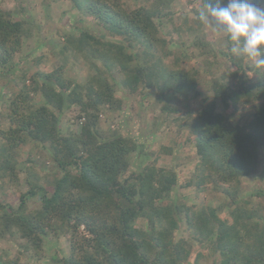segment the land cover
<instances>
[{
	"label": "trees",
	"instance_id": "obj_1",
	"mask_svg": "<svg viewBox=\"0 0 264 264\" xmlns=\"http://www.w3.org/2000/svg\"><path fill=\"white\" fill-rule=\"evenodd\" d=\"M68 1L80 28L62 38V51L91 71L82 83L65 79L63 63L52 71L38 67L24 79L17 59L31 36V21L17 20L15 12L0 6V78L22 73L14 80L17 92H4L0 103V179L17 180L20 149L30 142L42 148L58 172L50 188L32 185L20 194L16 209L0 204L1 236L17 233L21 250L33 258L42 256L49 236H68L69 255L56 253L51 264H186L195 245L174 240L183 222L193 243L219 254L217 264H264V191L258 186L246 195L241 187L264 163V66L232 54L228 39L226 51L217 49L196 19L204 0L192 7V19L184 15L179 22L172 11L177 0L131 6L123 0ZM253 3L264 6V0ZM83 21L91 27H83ZM165 25L170 28L164 34ZM190 59L197 64L188 66ZM44 60L32 61L38 66ZM204 71L210 79L202 76ZM205 83L212 98L201 95ZM118 84L129 96H138L139 104L152 92L159 100L167 93L199 100L195 115L187 114L198 161L181 187L194 185L200 195L208 185L213 200L219 193V205L197 208L167 200L177 175L155 162L161 152L171 153L170 145H160L154 161L145 163L154 151L143 154L134 138L101 132L100 116L122 109ZM71 108L77 109L81 125L77 133L63 134L60 115ZM244 108L251 113L240 123L235 116ZM172 138L176 143L178 134ZM136 157L145 164L132 169ZM39 192L40 206L27 211V199ZM0 264H20V259Z\"/></svg>",
	"mask_w": 264,
	"mask_h": 264
},
{
	"label": "rangeland",
	"instance_id": "obj_2",
	"mask_svg": "<svg viewBox=\"0 0 264 264\" xmlns=\"http://www.w3.org/2000/svg\"><path fill=\"white\" fill-rule=\"evenodd\" d=\"M127 5L143 4V0H123ZM177 0L172 4V11L175 13V20L179 22L185 15L189 19L193 17L192 7L197 8L199 6L198 0ZM0 6L12 10L15 12V18L17 20L24 19L31 21L28 23L31 27V36H29L24 44L22 52L17 60H20V66L24 68V79H28L37 68H41L44 71H52L54 66L59 63L64 64L63 76L65 79L74 81L75 83L85 82L91 71L87 65L80 59H75L71 52L64 53L62 51L63 37L67 34L77 33L76 27L80 25L76 22L77 15L72 8V4L68 0H0ZM264 7V6H263ZM83 27L89 28L91 24L87 21H83ZM170 26L165 25L162 28V33L169 30ZM206 31L210 35V39L215 41L214 44L217 49L224 52L228 49V41L226 35L220 32H214L212 29L205 25ZM175 39V38H174ZM173 46V44H169ZM42 56L45 58L44 62L36 66L32 60L36 57ZM188 66L196 65L193 60H187ZM222 68L220 72H224ZM202 76L208 80L210 77L207 73L202 72ZM22 77L21 72H11L7 77L0 78V103L3 102L4 92L14 94L17 92L14 80H18ZM118 79V77H116ZM203 91L201 95L203 97L212 98V91L209 89V84H203ZM116 94L123 100V106L120 111L106 112L100 116L99 129L103 134L109 135L112 131H117L123 136H129L135 139L143 147V154L149 151H154V155H150V158L145 163L154 161L158 152L160 151V145H170L171 153H160L158 155L155 165L170 169L177 175V185L174 191L170 193L166 198L168 201H184L186 204L199 207L202 203L206 206L216 207L221 202L219 193L214 195L206 185V191L197 194L194 185L189 187H181L184 182L192 176L195 171V164L198 159L195 155V150L189 139V132L191 126V119L187 118V114L191 112V115H195L193 109L199 104V100L187 101L181 96L173 97L170 93H167L159 100V95L156 92L149 93L150 95L144 97L140 102V98L129 96L120 84L115 88ZM151 92V91H148ZM6 101V100H5ZM41 99L36 96L34 103H40ZM173 108L176 112H172L168 109ZM1 111L3 110L2 104H0ZM77 109L71 108L66 110L60 115V129L63 134L77 133L80 128V121L75 117L77 115ZM251 110L239 109L235 116L236 121L244 123L249 119ZM179 117V120L176 118ZM178 134L176 143H172L173 136ZM192 137V136H191ZM190 140V141H189ZM30 142L28 145L20 149L19 173L17 180H5L0 179V204L8 206L10 209H16L19 201L18 196L26 192L30 186L38 185L41 188H50L51 184L58 172L54 168L55 165L51 161H46L45 152L42 148L33 147ZM264 155V148L261 150ZM145 159V158H144ZM132 169L142 167L145 163L141 157L132 158ZM43 163L45 165H43ZM264 163H260L258 172L254 175L244 178L241 185L242 193L248 195L250 192L255 191L258 186L264 191ZM263 188V189H262ZM41 193L36 196L28 198L26 201L27 211H32L40 206ZM255 201L257 199L254 198ZM252 205V204H251ZM250 205V206H251ZM2 212H0V215ZM139 222H144L140 219ZM179 229L175 234V241L184 240L188 244H193L195 247L191 252V255L186 264H194L195 258L196 264H217L220 256L217 252L205 251L204 245L193 243L192 236L188 230H186L183 222L179 224ZM262 226V225H261ZM83 228H80L79 232L83 234ZM20 240L17 233L14 236H10L8 232L4 233V236L0 234V262L6 260H13L17 257L20 259V264H51L50 257L54 254H58L59 257H67L69 255L68 249V236L54 238L49 236L44 240L43 254L41 257L33 258L30 252H23L21 250ZM207 249V248H206ZM200 257L198 259V254Z\"/></svg>",
	"mask_w": 264,
	"mask_h": 264
},
{
	"label": "clouds",
	"instance_id": "obj_3",
	"mask_svg": "<svg viewBox=\"0 0 264 264\" xmlns=\"http://www.w3.org/2000/svg\"><path fill=\"white\" fill-rule=\"evenodd\" d=\"M196 19L226 35L232 54L264 66V7L253 0H204Z\"/></svg>",
	"mask_w": 264,
	"mask_h": 264
}]
</instances>
